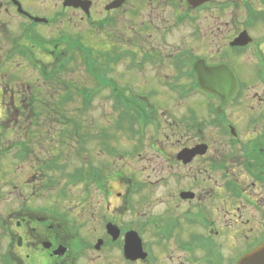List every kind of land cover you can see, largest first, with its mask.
<instances>
[{"label":"flooded vegetation","instance_id":"obj_1","mask_svg":"<svg viewBox=\"0 0 264 264\" xmlns=\"http://www.w3.org/2000/svg\"><path fill=\"white\" fill-rule=\"evenodd\" d=\"M76 1L60 0L58 5L56 3L60 9L57 7L52 16H45L39 6H28L26 0H0V11L4 8L8 14L18 18L21 28V34L8 41L9 47L3 51L0 49V264H83L87 253L98 252L101 255L112 248H116L126 264H238L264 243V227L258 217L261 214L264 218V193L258 194V184L264 185V168L259 166L260 163L264 165V160H258V146L235 130V139L228 138L229 142L221 145L224 149L222 155L220 149H217L219 152L214 149L210 152L201 129L189 125L181 127V119L197 118L195 110L189 107L179 119L174 118L176 127L167 128L164 121L167 112L162 105H166V97L157 94L163 85L177 92L178 103L193 94L201 86L197 71L199 62H204L207 67L227 66L235 76L234 93L241 70L232 68L229 53L231 49L244 52L253 42L244 47L232 46L230 39L220 45L217 54L223 53L227 62L212 60L214 52L208 53L212 55L209 57L200 53L194 45L190 48L179 46L174 51L167 46L171 29L185 24L191 27L190 35L194 43H203L206 35H203L202 13L217 10L218 16L213 18L223 23L222 12L228 8L230 0H198L200 3L197 4V0H80L88 4L89 13L83 7H76L73 4ZM98 2L101 6L95 12ZM139 15L144 19L137 21ZM35 17L46 18L49 22L39 23ZM67 17L93 21L96 27L102 29L106 24L111 25L123 18L128 23L142 24L145 33L142 46L97 48V61L92 66L98 91L109 88L112 100L115 103L128 102L129 113L146 119V126H137L136 130H129L126 132L128 135L122 137L121 130H111V136L106 130H95L90 134L87 130H69L71 113L65 105L71 96L65 92L67 87L62 88V95L55 94L54 86H59L61 74L72 70L71 64L77 56L86 74L92 76L85 65L86 48L82 36L79 34L76 36L78 39L75 38L76 43L80 41L83 46L77 48L71 46L67 31L59 36L62 39L57 42L56 38L45 39L34 28L39 24L62 22ZM258 17L262 20L261 16ZM155 20L163 25L154 27ZM257 21L258 18L254 24L258 25ZM170 23L173 26H169ZM3 27L4 22H0V28ZM139 28L134 26V30L139 31ZM30 29H33L31 36L28 33ZM153 30L158 34L157 46L150 45ZM246 30L243 28L237 33ZM1 41L0 35V45ZM60 42L64 43L63 49L58 48ZM263 43L255 39L253 45L257 80L258 73L264 79V51L258 52V45ZM43 47L47 48L45 53L51 61L41 57ZM23 64L38 75L36 84L18 71L4 77L6 74L3 75L2 65L4 69L12 65L17 70ZM170 67L176 70L173 76L167 72ZM19 71L23 72V69ZM129 72L142 80L140 84L144 85L145 95L135 93L129 81L123 86L122 78ZM153 92L155 95L150 97ZM157 96H162V100H158ZM202 97L207 101L209 113L213 114V100L220 103L221 97L217 94H202ZM39 116L44 118L42 130H38ZM166 129L184 133L187 137L185 140L181 138L177 145L168 143L167 139L164 145L163 139L166 138L162 137V131ZM220 132L227 135L224 128ZM127 136L136 143L133 150L139 156L148 154L154 158L163 173L167 168V174H163L162 178L169 177L176 185L173 191L167 193L174 206L168 203L161 216L152 218L147 214L144 223L153 240L148 243L143 240L147 255L135 260L124 255L125 233L132 228L124 230L114 218L104 219V234L94 235L90 241L74 233L83 224H75L70 215L71 184L80 187L81 208L85 212L88 208L91 212L95 208L93 213L99 214L104 195V202L110 207L112 201L109 194L113 196L115 191L109 188L114 180L124 187L122 191H116L118 201L129 204L128 193L134 187L132 182L127 185L130 180L124 181L126 173L120 168L113 169L114 162H100L97 159L99 153L88 154L84 144L86 140L94 143V148L112 143L114 146L121 140L124 142ZM200 143L207 144L204 154H197L189 161L179 157L183 150ZM113 146L109 148L110 154L118 155V149ZM122 153L127 160L134 154L132 151ZM71 160L79 164L73 170ZM77 172L79 176L71 179L70 174ZM109 222L120 229L117 239L107 231L106 224ZM99 240L102 244L97 248L95 245ZM152 244L160 245L161 250L154 251ZM167 252L170 254L164 255ZM117 260L108 264H117Z\"/></svg>","mask_w":264,"mask_h":264},{"label":"rangeland","instance_id":"obj_2","mask_svg":"<svg viewBox=\"0 0 264 264\" xmlns=\"http://www.w3.org/2000/svg\"><path fill=\"white\" fill-rule=\"evenodd\" d=\"M26 2L28 6H39L41 9L40 12L45 13V16H52L57 7L60 9V7L57 6L60 0H26ZM100 6L101 3L98 2L94 11L97 12ZM257 9L258 11H256ZM218 13L219 11L217 10H209L208 12L202 13V23L205 29L203 35H206L203 43H194V39L190 35L192 31L191 27L185 24L183 27L171 29L167 36V41L169 43L167 46H170V50L174 51L177 50L179 46L183 48H190V45H194L197 46L196 48L200 53L209 55V57L212 55L208 53L214 52V59L212 60L227 62L226 58L223 57V53L219 55L217 54L219 49L218 47L223 43L226 44L230 39L233 41L239 36L237 32L243 28L244 30L247 28L249 35L254 41L244 52H238V50L231 49L229 53L231 56V62L229 63L233 66L231 67L235 70H241V72L239 73V84H237L236 89L232 94V98H230L231 100L224 105V110L221 115L227 121L226 123H231L236 127V130L242 134L244 139H250L254 145L258 146V160H264V83L262 82L259 73L257 80L255 47L253 46L255 39H258V42L260 43L264 42V0H230L228 8L222 12L223 23L217 22L216 19L213 18V16H218ZM258 15L262 17L263 21L259 20ZM141 16L142 15H139L137 17V21L144 19ZM256 18H258V25L254 24ZM249 21H251L254 25H251ZM0 22H4V27L2 29L0 28V35L2 38L0 49L3 51V49L9 47L7 44L8 41L11 42V39L14 38V36L16 37L18 34H21V28L19 19L8 14L4 8L0 11ZM141 25V23L135 24L125 22L123 18L121 21H116L111 25L106 24V26L102 29L96 27L97 24L93 21H83L79 18L71 20L67 17L62 22H51L49 25L39 24L34 26V28L35 31L40 33L45 39L56 38L57 42L62 39L59 36L67 31L70 33L69 37L71 38V46H76L75 38L78 39L76 36L80 34L82 36V38H80L83 44L85 46L92 47L96 52L97 48L99 49L101 47H119L122 49L131 45L134 47L142 46L141 40L145 37V33H143L144 27ZM159 25L162 26L163 24L159 23L157 20L153 22L154 27ZM134 26L136 28L140 27L139 31L134 30ZM169 26L173 25L170 23ZM31 32H33V29L29 30L30 36ZM152 32L153 38L150 39V45L157 46L158 34L154 30ZM147 35L148 34H146V36ZM63 46L64 43L60 42L58 48L63 49ZM45 51H47V48L43 47V52L41 53L40 51L41 57L45 58L46 61H51L49 55H47ZM259 51H264V43L262 45H258V52ZM234 58L236 59L234 60ZM95 61H97V59ZM71 65L72 70L68 73L60 75L59 79L61 81L58 82L59 86H54L56 89V92L54 91V93L57 94L58 92V94L62 95L64 93L62 88L67 87L65 92L70 94L71 99L69 103L65 105V108L69 113L76 115L79 118L78 120L81 121L83 130H87L88 134L94 132L95 130H106L109 132L108 134L110 136V133H112L111 130H121V137L128 135L126 132L129 130H136L137 124H133L131 121L129 122L126 120V122L123 121L120 123V120L122 119L120 115L121 109L119 107V103H115L112 100L108 91L109 88H104L100 92L98 91L95 76L92 77L86 74L81 61L79 60V56H77L76 61H74ZM3 66L4 65L1 67L3 68L2 71H4L3 75L6 74L4 76L5 78H7L6 76L9 73L13 75L15 71H18L23 74L25 79H29L33 82V84H36L35 81L38 75L35 74L29 66L23 64L20 69L17 70H14L12 65H9L10 68L7 69H4ZM21 69H23V72L19 71ZM242 70L245 71L242 73ZM175 71L176 70L173 67H170V69L167 70V72L172 76ZM118 73H121V71H118ZM118 73H116V75ZM122 79H124V87L126 85V81H129L133 84L132 90H134L135 93L145 95L144 85L140 84L142 83V80L136 79L133 72L132 74L130 72L125 73ZM90 91L95 92L93 95H87L88 93H91ZM157 94H162L166 97V105H162L167 112L164 116V121L166 122L165 126L167 128H170L171 126L176 127L175 123H173L174 118L179 119L181 115L187 113V110L190 107L198 114L197 120L201 123L202 135L203 138H205V141L209 144L210 152H212L213 149L214 151L220 149V154H223L224 149L221 148V145L229 142V136L224 135L225 133L223 132L221 134L220 130L222 126H220L219 118H216L214 113H209L207 101L200 93L194 92L193 94H190V96L185 100H182L181 103H178L177 101V92L169 90L164 85L158 89ZM154 95L155 93L153 92L150 94V97ZM156 98L158 100H162L163 97L157 96ZM151 103L154 105H160L155 101H151ZM220 103L219 100H213V104L216 107H218ZM183 117L184 116L181 118ZM39 120L38 130H42L43 125L41 122L44 121V118L39 116ZM209 122L210 124L208 125ZM211 125L213 126L210 127ZM182 126L186 125L181 122V127ZM162 137L166 138L163 139L164 145L166 144L167 139L169 141L168 143H176L177 145L178 141L181 140V138L185 140L187 135L184 133H175L174 130L166 129L162 131ZM103 140H105V138ZM192 142H196V139H192ZM84 144L85 148H87L88 154L91 153L93 155H97L99 153L97 159H100V162L104 164H112L114 162L115 167L113 169H122V171L126 173L124 181L130 180L127 185H131L132 182L134 190L133 188L132 190H129V187H127V190H129V193L126 190L129 194L127 197L129 198V204L121 200L118 201L116 191H122L124 187L121 182L116 180L112 181L109 189L115 191V194L112 196V194L110 195L108 193L112 204L110 207L106 206L104 202L106 201V195H104L102 198L101 211L99 214H95L93 213L95 208L92 212L89 208L87 212L81 208V197L79 195L81 189L80 187H75L71 184V191L74 194L71 193L70 195V215L73 217L75 224H83V227H81L78 232L74 231V233L82 237L85 236L91 241L94 239V235L104 234V219L114 218L121 229L123 228L125 230L127 228H132L137 230L142 236L144 243L145 241H147V243L152 241L153 238L151 239L149 236L150 230L144 223L147 214L149 213L152 218L158 216L159 214L161 216L164 207L168 203H171V206H174V201H171V196H167V193L171 190L173 191L176 188V185L169 177L166 179L162 178L163 174H167V168H165V172L163 173L161 166H158L156 161H154L155 159L151 158L150 155L145 154L139 156L136 150H133L136 143L135 141H131L129 136H127V139L124 142L121 140L119 144L114 145L119 151L118 155L110 154L109 148H111L110 146H113V143L104 147L97 146L96 148L92 146V144H94L92 142L84 140ZM122 151H132L134 154L127 160ZM70 165L72 170L79 166L78 162L74 160H71ZM200 166H202V164H200ZM259 166L261 168L263 166L264 168V165L261 163ZM127 173L129 175H127ZM1 174L2 173L0 172V175ZM203 185L206 184L203 183ZM248 185H251V180L248 182ZM261 192L264 193V185L262 186L258 184V194H261ZM262 216L263 215L261 214L258 215L260 224L264 227V218H262ZM153 249L158 252V250H161V247L160 245L154 244ZM166 254L169 255L170 253L167 252L164 255ZM86 255L88 256H86V259H83V264H108V262L114 259H118L116 261L117 264H126L120 258L121 255L116 248H112L101 255L98 252H89Z\"/></svg>","mask_w":264,"mask_h":264},{"label":"water","instance_id":"obj_3","mask_svg":"<svg viewBox=\"0 0 264 264\" xmlns=\"http://www.w3.org/2000/svg\"><path fill=\"white\" fill-rule=\"evenodd\" d=\"M82 2L83 1L77 0L76 2H73V4L79 6ZM197 3H200V1L197 0L195 4ZM35 20L40 22L47 21L44 18H35ZM250 41L251 38L248 36V32H242L240 36L232 42V45H246ZM197 71L202 87L221 97L222 102L219 106V112H222L223 107L230 94H232L235 86V77L233 73L227 66L207 67L204 62H199L197 64ZM206 147L207 145L200 144L193 149H185L179 157L185 159V161H189L196 154H204L207 150ZM107 230L114 239H117L120 236V229L112 223L107 224ZM125 234L124 255L132 260L144 258L147 254L144 250V243L140 234L136 230H130ZM101 244L102 241L99 240L95 246L99 248ZM238 264H264V243L243 257Z\"/></svg>","mask_w":264,"mask_h":264},{"label":"trees","instance_id":"obj_4","mask_svg":"<svg viewBox=\"0 0 264 264\" xmlns=\"http://www.w3.org/2000/svg\"><path fill=\"white\" fill-rule=\"evenodd\" d=\"M79 43H80V41H77L75 47L79 48ZM85 48H86L84 50L85 51V60H84L85 61V65L88 68L87 71L89 73H91V75L94 77L95 76V70H94V67L92 65H94V62H96L95 60H96L97 54H96V52L94 51V49L92 47L86 46ZM90 92L91 93L90 94L88 93L87 95H93L95 91H90ZM60 105H62V103ZM119 107L121 109L120 110L121 111L120 115H121V119H122V120H120V123L123 122V121L126 122V120H128L129 122L131 121L133 124H139V125H143V126L147 125V120L146 119H144L141 116L140 117H135L134 115H131L129 113V104H128V102H123V103L119 102ZM60 110H61V113H62L63 108H61ZM214 114H215L216 118H219L220 126H223V127L226 128L227 125L224 122L225 118L222 115H220L216 111V109L214 110ZM78 119L79 118L76 115H72V114L70 115V119H69V123L68 124H71L70 125L71 127L69 128V130H83V125H82L81 121H79ZM61 120L63 121L62 114H61ZM183 123L185 125H189L190 127L192 126V127H196V128H201V123L195 117L190 118L189 120H187V118H185L183 120ZM70 175H71V179H74L73 177L79 176V172L72 173ZM75 179H78V178H75Z\"/></svg>","mask_w":264,"mask_h":264}]
</instances>
